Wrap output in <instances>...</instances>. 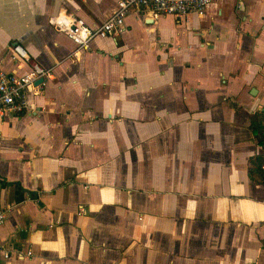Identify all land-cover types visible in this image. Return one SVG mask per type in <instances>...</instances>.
Returning a JSON list of instances; mask_svg holds the SVG:
<instances>
[{
  "label": "crops",
  "instance_id": "1",
  "mask_svg": "<svg viewBox=\"0 0 264 264\" xmlns=\"http://www.w3.org/2000/svg\"><path fill=\"white\" fill-rule=\"evenodd\" d=\"M116 1L0 0L2 68L48 70L0 114V264H264V0L132 11L87 50L49 23Z\"/></svg>",
  "mask_w": 264,
  "mask_h": 264
},
{
  "label": "built area",
  "instance_id": "2",
  "mask_svg": "<svg viewBox=\"0 0 264 264\" xmlns=\"http://www.w3.org/2000/svg\"><path fill=\"white\" fill-rule=\"evenodd\" d=\"M216 0H117L114 12L97 28H91L82 18L67 13H57L49 17L55 30L71 39L77 49H89L95 37L115 36L123 29L125 17L132 11L143 10L152 17L175 15L185 18L190 14L203 16L207 6ZM12 59L28 64L26 72L17 74L6 72L0 65V114L18 115L28 108L27 94L35 88V82L48 75L38 63L20 46L11 48ZM7 217V210L0 207V225ZM7 257L8 254L4 253Z\"/></svg>",
  "mask_w": 264,
  "mask_h": 264
},
{
  "label": "trees",
  "instance_id": "3",
  "mask_svg": "<svg viewBox=\"0 0 264 264\" xmlns=\"http://www.w3.org/2000/svg\"><path fill=\"white\" fill-rule=\"evenodd\" d=\"M250 129L257 143L261 146H264V111H260L259 113H256L253 116H251ZM260 167H261L260 165H257L258 169ZM249 172H252V169H250ZM262 183H264V180L262 181Z\"/></svg>",
  "mask_w": 264,
  "mask_h": 264
},
{
  "label": "water",
  "instance_id": "4",
  "mask_svg": "<svg viewBox=\"0 0 264 264\" xmlns=\"http://www.w3.org/2000/svg\"><path fill=\"white\" fill-rule=\"evenodd\" d=\"M42 81H43V77L39 78L36 83H39V82H42Z\"/></svg>",
  "mask_w": 264,
  "mask_h": 264
}]
</instances>
